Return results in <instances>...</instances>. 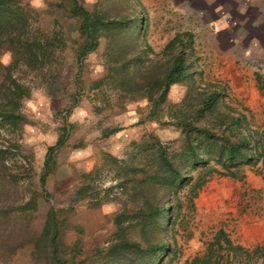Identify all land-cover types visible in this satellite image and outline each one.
Listing matches in <instances>:
<instances>
[{
	"label": "rangeland",
	"instance_id": "obj_1",
	"mask_svg": "<svg viewBox=\"0 0 264 264\" xmlns=\"http://www.w3.org/2000/svg\"><path fill=\"white\" fill-rule=\"evenodd\" d=\"M20 1L41 12L38 22L32 24L34 28L38 26L48 36L58 30L46 7L50 0ZM79 2L86 9L106 12L110 17L139 13L142 24L136 40L140 47L150 48L145 64L149 60L163 62L162 49L166 42L175 33L189 31L193 54L191 79L171 85L167 101H183L194 107L200 94L218 89L217 110L240 115L241 131L250 130L264 154V92L258 88V84H264V0ZM61 31V38L62 34L76 37L74 19L64 21ZM108 43L100 37L94 51L83 59L80 90L74 103L72 94L77 88L73 84L76 72L71 65L72 54L66 52L62 56L68 66L61 76L52 67L44 68L38 79L37 75L28 76L21 66L12 70L29 87V95L20 100L19 111L25 117L20 128L11 129L0 120V148L4 149L2 160L7 167V173L0 174V264H50L30 244L11 250L23 240L26 229H41L50 210L58 223L59 254L67 264L80 260H85L84 264H114L92 253L114 238L113 214L123 209L133 210V202L116 189V195L97 206L90 202L98 195L95 193L76 200L74 191L80 187V174L95 168L96 172L87 180L97 192L102 187L115 185L117 180L114 171L104 164L103 154L126 159L130 156L126 154L130 150L126 147L128 141H137L147 132H153L161 142L172 147L179 144V128L145 119L148 104L145 97L122 102L106 75L113 63ZM8 61L9 54L2 53L0 62L5 65ZM2 82L6 84L0 75L1 86ZM66 124L69 134L56 152L52 172L46 179L45 189L41 190L38 174L43 154L55 142L60 127ZM113 127L120 129L101 136L102 130ZM77 142L79 145L74 146ZM208 165L214 171L206 175L193 197L188 185L176 193L180 203L172 211L164 233L170 246L177 248V258L171 264H187L191 258L205 254L210 245L209 249L216 247L213 243L219 230L233 245L250 252L254 246L264 243L262 158L241 164L234 169L235 177L224 175V170L213 161ZM197 171L192 170L191 174L194 176ZM29 199L33 205L21 210ZM12 229H20V234ZM233 253L221 249L218 264H264V252L248 257Z\"/></svg>",
	"mask_w": 264,
	"mask_h": 264
},
{
	"label": "trees",
	"instance_id": "obj_2",
	"mask_svg": "<svg viewBox=\"0 0 264 264\" xmlns=\"http://www.w3.org/2000/svg\"><path fill=\"white\" fill-rule=\"evenodd\" d=\"M46 7L50 9L48 12L52 14L54 26L58 29L51 36L44 35L38 26H32L40 18L38 9L20 0H0V56L4 52L9 54L8 63L4 65L0 62V75L6 81V84L2 82L3 86L0 85V120L11 129L20 128L25 121L19 105L22 98L28 97L29 87L12 70L21 66L30 74L28 76L37 75L38 79V74L44 68L52 67L61 76L68 66L62 60L66 52L72 54L71 65L76 72L73 84L77 91L72 94L74 103L80 90L81 63L87 54L94 51L98 39L104 37L111 46L113 61L106 75L118 90L122 102L145 97L148 103L145 119L179 128L180 140L177 146L172 147L161 142L153 132H147L137 141H128L126 147L130 150L126 154L130 156L126 159L103 154L104 164L109 165L117 178L115 185L94 192L87 180L94 173V168L80 174L81 184L75 189L74 198L79 200L85 195L98 194L90 201L92 206H97L116 195V189L133 202V210L123 209L113 214L112 223L116 228L114 238L106 246L93 251L97 258L114 264H171L177 258V248L170 246L164 233L167 232L172 211L180 203L176 193L188 185L193 197L206 175L214 171L208 165L209 161L218 164L224 170V175L235 177V170L241 164L254 163L262 158L264 171V154L259 149L260 144L250 130L241 131L240 115L224 114L217 110L218 89L200 94L194 107L183 101H167L171 85L191 79L193 54L192 34L189 31L175 33L166 42L162 49L165 56L163 62L149 60L145 64V55L150 48L148 45L140 47L136 40L142 24L139 13L110 17L106 12L86 9L79 0H50ZM70 18L75 21L77 36L64 37L62 34L61 38L62 23ZM258 85L264 92V84ZM119 129H104L101 136L106 137ZM68 134L69 125L61 126L55 142L45 149L38 174L41 190L45 189L56 152L63 146ZM3 153L4 149L0 148V174L7 173ZM195 169L198 171L193 176L191 171ZM32 201L29 199L24 203L21 210L32 206ZM57 224L55 214L50 210L41 229H26L23 240L13 245L11 250L30 244L34 252L37 255L42 252L50 264H67L59 254L56 242ZM12 231L19 232L20 229ZM214 244L216 247L209 249L210 245L205 254L191 258L187 264H218L221 249L247 257L264 252V243L254 246L251 252L240 245H233L222 230L217 231ZM84 263L85 260H80L75 264Z\"/></svg>",
	"mask_w": 264,
	"mask_h": 264
}]
</instances>
